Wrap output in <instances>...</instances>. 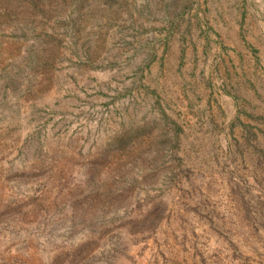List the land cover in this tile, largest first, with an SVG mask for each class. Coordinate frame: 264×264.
Masks as SVG:
<instances>
[{
  "label": "rangeland",
  "instance_id": "1",
  "mask_svg": "<svg viewBox=\"0 0 264 264\" xmlns=\"http://www.w3.org/2000/svg\"><path fill=\"white\" fill-rule=\"evenodd\" d=\"M0 264H264V0H0Z\"/></svg>",
  "mask_w": 264,
  "mask_h": 264
}]
</instances>
